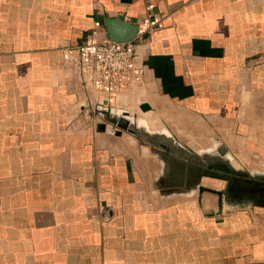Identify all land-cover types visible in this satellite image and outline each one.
Listing matches in <instances>:
<instances>
[{"label":"crops","instance_id":"0c3cea01","mask_svg":"<svg viewBox=\"0 0 264 264\" xmlns=\"http://www.w3.org/2000/svg\"><path fill=\"white\" fill-rule=\"evenodd\" d=\"M115 16L137 24L143 80L111 107L135 134L64 61ZM230 153L264 157V0H0V264H264Z\"/></svg>","mask_w":264,"mask_h":264},{"label":"built area","instance_id":"2783aa9c","mask_svg":"<svg viewBox=\"0 0 264 264\" xmlns=\"http://www.w3.org/2000/svg\"><path fill=\"white\" fill-rule=\"evenodd\" d=\"M154 22H145L150 27ZM141 31V29H138ZM136 44L130 41L88 39L64 49V61L81 85L92 92L94 104L112 107L119 94L138 87L143 68L137 61Z\"/></svg>","mask_w":264,"mask_h":264},{"label":"water","instance_id":"95a60500","mask_svg":"<svg viewBox=\"0 0 264 264\" xmlns=\"http://www.w3.org/2000/svg\"><path fill=\"white\" fill-rule=\"evenodd\" d=\"M106 25V34L109 40L112 41H130L136 37L137 24L125 21L120 16L109 17L105 21ZM147 104H143L141 109L146 111L148 109ZM95 109L100 114L101 118L116 124L118 127L123 130L128 131L131 134L137 133L132 127V121H128L129 115L126 112L122 111L120 114H114L111 107L106 105L95 104ZM127 116V118H126ZM163 148H167L165 144H160ZM219 154L224 155L227 151L226 147L223 144H220L217 147ZM199 162V158H195ZM236 184L240 187L242 192H250L259 197H264V185L256 186L253 183H246L244 181L234 180Z\"/></svg>","mask_w":264,"mask_h":264},{"label":"rangeland","instance_id":"374dc122","mask_svg":"<svg viewBox=\"0 0 264 264\" xmlns=\"http://www.w3.org/2000/svg\"><path fill=\"white\" fill-rule=\"evenodd\" d=\"M140 97H142V93L141 91L138 90L130 94L129 99L125 95H122L120 97V101L124 105L126 106L128 105L130 111H136L137 113H140V108L138 107V104H139L138 102L141 101ZM134 104L136 105L135 109L132 108ZM130 115L132 114L130 113ZM212 144L214 145V143L208 142V152L212 148L213 146ZM226 160H227L226 162H228V173L239 174V175L246 177L247 179L255 178L254 180L256 181H261V182L264 181V157H256V158L253 156L237 157L230 153L229 155H227ZM209 162L211 164L214 163L215 157H211L208 154V163ZM216 162H219V161L216 160ZM216 162L214 164H220V162L219 163H216ZM237 170H239V172H237ZM257 171H262V172H257ZM232 174H229V175H232ZM246 182L249 183L251 181L250 179H248V181Z\"/></svg>","mask_w":264,"mask_h":264},{"label":"flooded vegetation","instance_id":"af4514ba","mask_svg":"<svg viewBox=\"0 0 264 264\" xmlns=\"http://www.w3.org/2000/svg\"><path fill=\"white\" fill-rule=\"evenodd\" d=\"M213 166H220L219 164H214ZM226 173H223V174H220L219 177H221L224 182H225V185H224V188L223 190L226 191L233 199H238V200H249V197L250 196H253L255 201L258 202L260 205H264V197H259V198H256L254 195H251L249 192H242L240 190V187L236 184V182L234 180H237V181H242V179H247L246 177L242 176V175H239V174H232V173H227L228 174V177L226 178ZM229 174H232V175H229ZM215 175V174H213ZM221 179V180H222ZM250 179V181H253L251 178H248ZM245 180V181H248ZM248 183V182H246ZM251 183V182H249ZM254 183L256 185H264V181H256L254 180ZM240 190V191H238ZM240 192V193H239Z\"/></svg>","mask_w":264,"mask_h":264},{"label":"bare ground","instance_id":"6f19581e","mask_svg":"<svg viewBox=\"0 0 264 264\" xmlns=\"http://www.w3.org/2000/svg\"><path fill=\"white\" fill-rule=\"evenodd\" d=\"M148 121H149L150 125H153L152 123H154V122L152 121V119H149Z\"/></svg>","mask_w":264,"mask_h":264}]
</instances>
